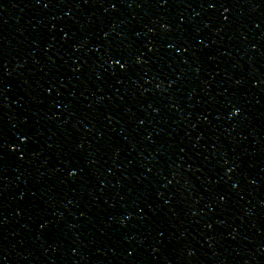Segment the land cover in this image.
Wrapping results in <instances>:
<instances>
[{"label":"water","instance_id":"water-1","mask_svg":"<svg viewBox=\"0 0 264 264\" xmlns=\"http://www.w3.org/2000/svg\"><path fill=\"white\" fill-rule=\"evenodd\" d=\"M0 264H264V0H0Z\"/></svg>","mask_w":264,"mask_h":264}]
</instances>
